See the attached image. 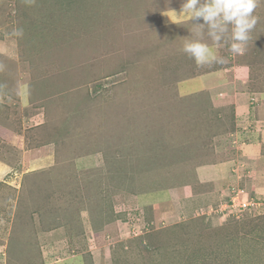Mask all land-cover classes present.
I'll return each mask as SVG.
<instances>
[{"label":"rangeland","instance_id":"rangeland-1","mask_svg":"<svg viewBox=\"0 0 264 264\" xmlns=\"http://www.w3.org/2000/svg\"><path fill=\"white\" fill-rule=\"evenodd\" d=\"M183 3L0 0V97L14 112L0 136V264H264V223L244 222L264 212L249 125L195 94L214 83L199 71L243 78L236 91L263 106L249 136L264 133V0L242 54ZM193 41L224 62L196 71L181 51ZM215 162L255 211L223 205L231 178L198 183Z\"/></svg>","mask_w":264,"mask_h":264},{"label":"clouds","instance_id":"clouds-1","mask_svg":"<svg viewBox=\"0 0 264 264\" xmlns=\"http://www.w3.org/2000/svg\"><path fill=\"white\" fill-rule=\"evenodd\" d=\"M260 2L261 0H184L180 14L183 13L193 21L202 19L210 28L209 34L217 44L220 43L222 34L230 31L229 51L234 54H242L246 50L251 32L258 23V17L254 15V12ZM21 34L20 31L15 32V35ZM181 51L197 66L213 62L223 63L225 60L223 56H216L207 44L199 41L184 44ZM229 186H232L228 188L231 197L223 204L225 207L228 205L231 207L236 202L238 204L237 211L257 209L255 204H260V202L250 198L243 186L238 184ZM242 201L248 202L247 207L241 205ZM239 214L241 213L237 215L239 216Z\"/></svg>","mask_w":264,"mask_h":264},{"label":"crops","instance_id":"crops-1","mask_svg":"<svg viewBox=\"0 0 264 264\" xmlns=\"http://www.w3.org/2000/svg\"><path fill=\"white\" fill-rule=\"evenodd\" d=\"M215 52V51H214ZM194 65H196V63L194 62ZM200 70V67L197 66L196 67V71ZM228 71V69H227ZM197 73V72H196ZM200 75L205 78V79H209L210 81H213L214 83L212 85H205L206 87L203 89L200 88H196L195 90V94L196 95H200L203 94L205 92H207L210 96V100L213 104L212 98L213 100L219 99L218 102H216V104L222 105V104H228V107L230 109V111L232 110V114L231 116H234V120L236 122H241L243 125L247 126V133L245 134L246 138H250L252 140V144L250 146L249 149L257 151L258 154L256 155V153L252 154L254 158L253 160V164H254V168H251L250 172V179H251V185L253 186V188L255 190L258 191H264V152H262L261 150L263 149V143H264V133H259L258 135L255 136V133L250 134L251 136H249V127L251 129H254L255 127L252 126V112L256 111L257 108H259V110L262 109L263 106H261V102H258V100L255 97L252 96H248L246 93L241 92V91H236V83H243L245 82L243 78H239L237 77V75H233L232 77L230 76V78L225 81L224 78L226 77V73H222L221 69H218L216 67L212 68V71L210 74L208 75H203L201 74V71H199ZM195 87V86H194ZM200 89V90H199ZM259 94V93H258ZM243 95H247L248 97H246L247 99H244ZM254 95H257V93H254ZM194 96V95H193ZM7 96L4 97H0V136L4 137L5 132H6V126L5 122L6 121H11L14 118V112L13 109L10 107L4 108L3 107V100L6 99ZM249 99V100H248ZM217 105V106H219ZM256 122L260 123L259 120L260 117H255ZM259 119V120H257ZM250 121V122H249ZM236 131V129H234V132ZM253 132H255V129L253 130ZM10 132L8 135L12 138ZM5 138V137H4ZM10 138V140H11ZM251 155V156H252ZM250 159V156H249ZM259 160H262V162H259ZM227 162H215L212 164H206V165H201L198 166L196 168V172H197V176L198 173L200 174V177H198V183L204 182V183H214L216 182V180L218 178H222V180H227L229 178H231V184H236L237 185V180L235 179V175L233 174L235 170H233V168H230L231 171V175L230 176H226L224 175L227 170ZM11 168V167H10ZM225 169V173L222 175V171H224ZM228 169V167H227ZM11 171V169H10ZM233 171V172H232ZM228 173V172H227ZM230 185V184H229ZM232 187V186H229Z\"/></svg>","mask_w":264,"mask_h":264},{"label":"trees","instance_id":"trees-1","mask_svg":"<svg viewBox=\"0 0 264 264\" xmlns=\"http://www.w3.org/2000/svg\"><path fill=\"white\" fill-rule=\"evenodd\" d=\"M255 211V209H254ZM247 221H244L246 223L250 222L248 220H251L252 223H251V230L250 232H254L256 230L259 229V227L261 226V224L264 223V213L263 214H255L253 217L251 216L250 219H246Z\"/></svg>","mask_w":264,"mask_h":264},{"label":"built area","instance_id":"built-area-1","mask_svg":"<svg viewBox=\"0 0 264 264\" xmlns=\"http://www.w3.org/2000/svg\"><path fill=\"white\" fill-rule=\"evenodd\" d=\"M241 205H242L243 207H247L248 202H246V201H242V202H241Z\"/></svg>","mask_w":264,"mask_h":264}]
</instances>
